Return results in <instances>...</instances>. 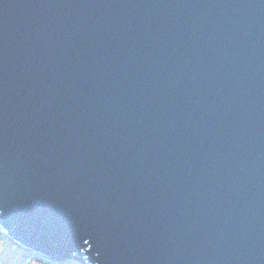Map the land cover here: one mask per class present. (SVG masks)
Masks as SVG:
<instances>
[{"label":"water","instance_id":"95a60500","mask_svg":"<svg viewBox=\"0 0 264 264\" xmlns=\"http://www.w3.org/2000/svg\"><path fill=\"white\" fill-rule=\"evenodd\" d=\"M0 238L264 264V0H0Z\"/></svg>","mask_w":264,"mask_h":264},{"label":"rangeland","instance_id":"374dc122","mask_svg":"<svg viewBox=\"0 0 264 264\" xmlns=\"http://www.w3.org/2000/svg\"><path fill=\"white\" fill-rule=\"evenodd\" d=\"M0 264H77L71 261L55 262L40 254H31L26 251L24 255L6 240L0 238Z\"/></svg>","mask_w":264,"mask_h":264},{"label":"trees","instance_id":"16d2710c","mask_svg":"<svg viewBox=\"0 0 264 264\" xmlns=\"http://www.w3.org/2000/svg\"><path fill=\"white\" fill-rule=\"evenodd\" d=\"M12 245V244H11ZM18 250V249H17ZM20 252H21V250H19ZM21 255H22V253H21ZM76 260V259H75ZM77 262H78V260H77ZM77 264H80V262H78Z\"/></svg>","mask_w":264,"mask_h":264}]
</instances>
